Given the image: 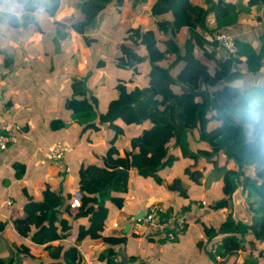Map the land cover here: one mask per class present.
<instances>
[{
	"label": "trees",
	"instance_id": "1",
	"mask_svg": "<svg viewBox=\"0 0 264 264\" xmlns=\"http://www.w3.org/2000/svg\"><path fill=\"white\" fill-rule=\"evenodd\" d=\"M81 1L80 11L85 18L75 23L72 28L85 41L88 40L87 29H94L98 25L101 16L110 5H117L121 16L127 15L121 10L126 5V0ZM132 1L138 3L140 0ZM17 2L23 5L27 12H35L41 7L51 16H55L62 5V0H17ZM242 3L243 0L217 2L215 0H155L151 8L155 29L146 28L147 26L143 28L141 25L134 28L132 31L134 36H131L133 46L141 47L145 56L141 58L137 53L132 52V47L122 45V51L129 56L130 61L120 64L123 68L118 64L121 70L116 74L114 81L118 84L110 89L111 93H117V98L104 101L99 106L96 100L91 101L88 96L93 94V91L88 89L86 81L82 79L74 81V96L67 101V109L74 113L86 111L96 113V121L85 125V128L89 127L92 128V132H98L100 129L97 124L110 128L117 119H123L126 124H136L141 128L136 136L128 132L132 138L133 149L124 156L116 148L109 147L104 158L105 162L102 163L105 170H100L96 165L83 166L81 170L79 185L84 198L76 218H89L90 226L79 228L76 242L80 244L87 237L102 238L112 245L103 256V258L108 257V264H114L118 258L114 248L126 243L124 238L103 237L109 219V210L105 207V203L103 205L101 202H104L105 197L112 192L125 193L128 190L127 176H118L117 170L122 168L129 171L133 167L139 174L148 172L161 184L158 173L167 167L173 168L180 159L185 163V175L192 182L198 183L204 177L206 180L211 174L210 177H214L211 186L218 188L217 184L221 180L225 198L213 203L212 208L215 211L234 208L242 200V194L249 188L260 198L249 203L252 213L250 226L237 222L231 216L224 218L217 229L204 226L209 239L221 238L223 242V246L219 247L215 254L211 252L216 261L217 255L225 262L228 258L241 253V250L245 249L244 237L248 232H252L257 240L264 242V158L258 157L252 150L246 112L250 100L264 99V86H251L241 90L233 86L239 80L230 79L233 66L241 63L242 58L247 60L251 74L264 69V29L258 27L264 20V0H248L246 5ZM254 8L260 15L256 17L250 15ZM255 20L261 22L254 23ZM241 23L254 25L256 39L253 43L233 37V33L235 34L233 28ZM182 30H187L190 34L183 47L175 39ZM155 31H158L159 35H170L172 37L170 44L166 46L159 44ZM222 33L233 37L239 49L236 54L226 58L223 56V49L216 42L207 40V36ZM61 36L65 35L62 33ZM140 40L141 42L138 43ZM171 56L175 57L173 63L164 67L162 63H168ZM208 61L214 66L213 76ZM181 63L177 76H173L171 69ZM126 66H129V69L130 66H134L135 71L131 73ZM148 69L150 70L147 74ZM137 76H140L139 80ZM130 83L132 86H127ZM173 87H176L181 102L177 112L165 109L163 97L164 92ZM125 113H128V116H125ZM176 118L181 119L180 124L172 130L169 129ZM143 124L147 127L143 128ZM155 139H160L155 141V143L161 141L160 146L149 144V141ZM175 146H178L177 151L173 149ZM201 146L209 148L207 149L209 151L199 150ZM219 153L226 155L231 160L230 166L234 168H219L217 160ZM173 155L178 159H173L171 157ZM250 157L257 161L253 177H249L245 172L246 162ZM211 165L215 167L207 174ZM197 166H202V169L192 171ZM17 174L20 178L21 173ZM107 175L110 176L108 179ZM233 177L238 178L240 187L235 186ZM206 182L210 183L207 180ZM183 185L182 180L175 177L167 187L170 192L188 200L193 193ZM112 200L119 208L124 206L125 200L122 197H113ZM192 203L194 202L183 206L182 211L173 213L184 215L191 212ZM68 205L67 199L47 190L41 203L40 215H35L29 224H33L35 218L51 211L47 224L33 233L32 240L38 245L46 246L52 261L62 258L65 264H78L76 245L67 248L54 245L55 242L64 239L60 230L65 222L58 227L57 215L69 212ZM70 206H72L71 202ZM167 213L170 215L171 210ZM29 224L27 220H17L16 230L27 237L31 230ZM3 227L4 225H1L0 229ZM68 229V226L64 227L65 231ZM161 241L167 242L163 237ZM132 261L131 259L130 262ZM0 264H12V262L1 260Z\"/></svg>",
	"mask_w": 264,
	"mask_h": 264
},
{
	"label": "crops",
	"instance_id": "2",
	"mask_svg": "<svg viewBox=\"0 0 264 264\" xmlns=\"http://www.w3.org/2000/svg\"><path fill=\"white\" fill-rule=\"evenodd\" d=\"M154 1L133 2L136 7L137 5L141 6L137 9V15L135 11L129 15V11L134 10L132 6H130L132 9L124 10L126 6L121 9L127 13L126 16H121L118 9V12H115V18L118 17V19L115 21L114 27H119L128 20L131 25L123 32L125 34L128 32L133 34L134 28L141 25L144 28L146 23L149 24L146 28H152L154 20L150 19L151 15L146 20L142 18L148 14L146 11L151 14ZM81 2V0H62V5L55 16H51L44 8L40 7L35 12L26 11L20 19H12L9 10L13 6L23 8L24 6L17 0H0V5H3L5 9L0 13V131L8 124L19 129L16 133L17 142L0 154V226L4 225L0 229V259L4 262L65 264L62 258L52 261L46 246L38 245L32 240L33 233L46 225L52 214L51 211L45 213L41 217L35 218L33 224H29L35 215H40L44 193L50 190L55 195L67 199L69 204V212L57 215L58 227L62 222H65L60 230L64 239L55 242L54 245H61L65 248L76 245L78 264H108V257L103 258V256L112 248V245L106 243L102 238L87 237L77 244L79 228L81 226L89 227L90 219L76 218L78 210L70 206V202L72 204L73 193L76 190L82 191L79 185L82 167L99 165L100 170H105L102 163L105 162L104 158L109 147L116 148L124 156L125 153H129L133 149L132 138L128 132L136 136L140 133L141 128L136 124H126L123 119H117L113 127L110 128L97 124L100 131H95V134L88 133L89 137H86L89 144L88 149L86 146L82 147L78 144L80 129L84 125L92 123L91 118L96 116V113L93 111L74 113L67 109V101L74 96L73 83L76 79L85 80L88 89L93 91V94L88 96L96 98L99 106L104 101L115 99L117 93H111L110 89L118 84L114 81L119 70L113 69L114 76L110 78V84L106 87L98 89L95 82H100L101 79L98 80V78L108 75L105 71L108 61L104 55V50L108 48L107 39H111L114 44H119L125 38L124 36L120 41L115 42L114 38H108L107 27L100 25L94 29H87L88 40L85 41L72 28L75 23L83 21L85 18L80 11ZM109 11L110 8L101 16L99 23L104 21ZM122 19L123 21H121ZM143 24L145 25L143 26ZM253 28V24L241 23L233 30L238 35L244 30L246 35L248 30L252 29V39L248 40L251 34L248 35L249 38L245 36L244 39L253 43L256 39V32ZM260 29L263 30L261 27ZM118 32L116 36L121 37L123 33L120 35ZM182 32L188 33L187 39L190 38L187 30H182ZM62 33L65 36H61ZM236 34L233 37L240 38ZM177 36L179 35L177 34ZM178 42L182 47L184 46L180 40ZM89 43H93V45H89ZM158 43L166 46L170 44V40L166 45ZM122 45L131 47L128 41H124ZM135 49L131 50L136 51L139 57L145 56L141 47L136 46ZM174 59L175 57L171 56L168 60L169 64H172ZM92 60L95 61L98 70L92 71L90 68L89 61ZM181 65L182 63L171 69L173 76H177ZM208 65L212 69L210 71L213 75L215 73L214 66L209 61ZM139 79L140 76H137V80ZM127 86H132V84H127ZM94 87H96V93H94ZM95 121L93 120V122ZM142 127L145 128L147 125L143 124ZM57 144L70 148L64 162H56L51 158L50 148ZM120 145L122 147H119ZM200 167L202 169V166ZM256 167L257 161L250 157L246 162L245 172L254 173ZM18 172L21 173L20 178ZM129 172L135 173V177L131 179L127 176L128 190L125 193L112 192L104 199L105 207L109 210V219L103 237L126 239L125 245H117L114 248L118 254L114 264L123 263L120 251L123 252L127 264H264V242L257 240L252 232H248L244 237L245 249L241 250V253L228 258L225 262L216 261L212 257L211 252L215 245L223 244V242L221 238L209 239L204 226L217 229L224 218L217 220L218 224L215 228L211 223L214 218L200 219L197 217L200 208H212L213 203L207 200L192 203V211L184 214L187 221L186 233L175 243L161 241V237L144 238L135 234L131 223L142 211L146 212L151 207L160 205L166 208L167 212L171 210L169 215L171 216L173 212L182 211L183 206L189 205L190 202L182 197L178 200V196L170 192L167 183L163 182L164 179L160 172L158 176L162 179L161 184L155 180L156 188H152L151 185L155 186L156 183L150 181L140 190L132 183L139 173L133 167ZM141 175L151 176L147 173ZM185 177V186L194 193L193 197H196L195 195L199 192L206 191L205 177L198 183L192 182L186 175ZM221 185L220 180L218 191V188H214V186H211L208 191L216 193L219 197L216 201L225 198ZM164 192L169 197H166ZM113 197H122L125 200L124 206L119 208L112 200ZM242 199L247 200V209L250 211L249 203L260 198L249 188L242 194ZM204 201L207 202V206L201 205ZM206 214L212 215L213 213L207 211ZM251 215L250 212L248 226L252 224ZM17 220H27L31 228L27 237L22 236L16 230L15 222ZM66 226L69 229L65 231L64 227ZM262 251L263 254H261ZM131 259L132 262H130Z\"/></svg>",
	"mask_w": 264,
	"mask_h": 264
},
{
	"label": "rangeland",
	"instance_id": "3",
	"mask_svg": "<svg viewBox=\"0 0 264 264\" xmlns=\"http://www.w3.org/2000/svg\"><path fill=\"white\" fill-rule=\"evenodd\" d=\"M144 1H146V0H144ZM215 1L217 2L219 0H215ZM247 1L248 0H243L242 5H246ZM125 6L126 7H125L124 10L129 9L130 6L134 7L133 8L134 10L129 11V15L132 12H134V11H135V14L137 15V9H139L141 7V6H138V5L136 7L135 4L133 3V1L131 2V0H127ZM205 7L208 8V6H205ZM118 8L119 7L117 5H114V4L110 5V11H109L108 15L106 14V16L104 18V21L102 23L100 22L97 25V26L103 25L104 27H107V32L109 34L108 38H114L115 42L120 41V39H122L125 36V38L123 40H121L119 42V44H116V43L114 44L111 39H107L108 48L106 50H104V55H106V59L108 61L107 68H105V71H107L108 75L98 78V80L101 79L100 82H95L94 81L96 83V85H97L96 87L98 89L106 87L107 85L110 84V78L114 76L113 69L116 70V71H118V70L120 71L121 70L119 68V67H121L120 64H126V63H128L130 61L129 56L122 51L123 42L124 41H128L130 43V46L133 49H135L134 48L135 46H133V44H131L132 43L131 36H134V33L133 34H129V32L126 33V34L123 33V32L126 31V28L130 27L131 22L127 20L125 24L119 25V27H114L115 26L114 23L118 19V17L115 18V12H118ZM130 9H132V8H130ZM145 11H146V9H145ZM146 13H148V14H146L145 17L142 18L143 20L148 19V17L151 15L149 13V11H146ZM109 15H112V16H109ZM251 15L256 17V16H258L260 14L258 13L257 9L254 8L253 9V13ZM150 19L152 20L151 17H150ZM259 22H261V21H257V20L254 21V23H259ZM261 24H263V25H261ZM261 24H259L258 27H261V28L264 29V20H263V23H261ZM144 25L145 24H143V26ZM146 26L148 27L149 24L146 23ZM154 26H155V21L152 24V28L155 29ZM112 27H114V28H112ZM118 31H121V32H118ZM117 32L120 33V35H122V33H123V35L121 37H117L116 36ZM243 32H244V30H243ZM243 32L240 33L239 35H238V33L236 34V32H235V34H236V36H238L240 38L243 36L242 40H244L245 36H246V38H249L248 35L251 34L252 29L251 30L249 29L248 30V34H246V35H245V32L244 33ZM155 35H156V37L158 39L157 41L160 42V43H163L164 45L168 44L170 38H172L170 35H169L170 37L169 36L168 37H165V36L163 37V36L159 35L158 31H155ZM178 35L179 36L176 37L177 41L180 40L182 45H183V43L185 42V40H187L189 35H188V33H186V32L183 33L182 31ZM252 36H253V34L250 35V39H248V40H251ZM116 37H117V41L115 40ZM139 42H141V40ZM89 45H93V43H89ZM115 47H118V48L115 49ZM87 48H88V46L86 47V49ZM132 52L134 54L137 53L134 50H132ZM223 56H224V58H226L225 54ZM121 59H124V60H121ZM240 60H242V62L233 66L232 73H231V76H230V79H236V80L238 79L239 80L236 83H234L233 86L238 87L241 90L249 88L251 86H260V87L264 86V69L262 71L258 72V73L251 74L249 69H248V67H247L248 66L247 65V60L245 58L244 59L242 58ZM94 62L95 61H93V60L89 61V65L91 64L90 68L92 69V71H95V69L98 70V67L96 66V64ZM118 64L120 65L119 67H118ZM168 64H169V62L168 63L164 62L162 65L164 67H167ZM126 67L128 68L129 66H126ZM121 68H123V67H121ZM129 70L131 71V73L133 71H135L134 66H130ZM212 76H210V77H212ZM93 86H95V85H93ZM96 87H94V93L97 92V90H95ZM113 96H114V94H113ZM163 97L165 99V109H171V110H174L175 112H177V107H178L179 103H181V102H180V100L178 98V94L176 93V87L171 88V90L169 88L167 91H165L164 94H163ZM90 98H91V101H92V99H94V100H96L98 102V100L96 98H94L92 96ZM125 116H128V113H125ZM95 117L96 116H94V117L92 116V118H91L92 122H93V120H95ZM180 122H181L180 118L174 119V122H173V124L171 125V127L169 129L172 130L175 126H178L180 124ZM91 129L92 128H89V127L85 128V125H84V127H82L80 129V135H79V138H78L79 139L78 144L82 145V147L86 146L87 149L89 147V144H88V142L86 140V137H89L88 133L89 134L90 133L95 134L94 132H92ZM82 130H83V132H81ZM167 133H168V131H167ZM156 140H160V139H155V140L149 141V144H151L152 146H155V145L160 146L162 142L160 141L159 143H155ZM95 147H98V146L95 145ZM119 147H122V145H120ZM177 147L178 146L173 147L174 151L178 150ZM91 148H92V146H91ZM96 149L98 151V148H96ZM203 149H204V151H209V150H207L209 148H204L202 146L199 148V150H203ZM172 152H173V150H172ZM98 153H99V151H98ZM82 154H84V152H82ZM176 155H173L171 157L173 159L177 160L178 158H177ZM217 160H218L219 168H222V169L225 168V167L228 168V169L229 168H234V166H230L231 165V160L226 155L224 156V154L219 153L217 155ZM96 166H99V165H96ZM214 167H215L214 165H211L210 168L207 171V174L211 173ZM160 173L162 174V178L164 179L163 182H166L167 184H171L172 183V179L176 177L178 179H181L183 184L185 185L186 177H185V174H184V162L181 159H180V161H177L175 163L173 168L167 167L163 171H160ZM246 173H247V175H249V177H253V173L252 172L251 173L250 172H246ZM147 174H149V173L147 172ZM210 175L211 174H209L207 176V178H206V180L208 182H210V183H207L206 180H205V183H204L205 184L204 187L206 189L201 187L202 189H205L207 192L209 191V188H211V181L214 180V177H210ZM109 177H108V175L106 176L107 179ZM155 180H156V178H153L151 176H142L141 174H138L136 179L132 183L135 184L140 190V189L143 188L144 185L145 186L148 185V183L150 181H151V183H156ZM161 181H162V179H161ZM233 182H234L235 186L240 187L239 186V180H238L237 177H233ZM156 185H157V183L155 184V186H153V185H151V186H152V188H156ZM222 186H223V183H222L221 187ZM217 187H218V189H217V191H218L219 190V184H217ZM206 191H203L202 193L201 192L197 193V195H195L196 197H193V195H194V193H193L191 195V197L188 199V202L207 200L210 203H214L219 198L216 195V193H212V192L205 193ZM203 193H205L204 196H202ZM164 194H166V193L164 192ZM176 196H178V200H180L179 198H181V196L179 194H177V193H176ZM166 197H169V195L166 194ZM104 203H105V201L101 202V204H103V205H104ZM247 204H248L247 200L246 199H242V200H240V202L237 205L234 206V208H231V209H228V210H225V211H215L211 207H207V208H203L202 207V208L199 209V215H197V217H199L200 219H207L208 217L209 218H214L213 222H211V223H213V226L215 228H216V226L218 224L217 220H220V218H226L228 216H231L237 222H240V223L242 222L241 224L248 226V221L250 220V211L247 209ZM207 211L210 212V213H213V214L212 215H208V214H206ZM194 215H195V212H194ZM194 215H191V216L193 217ZM0 261H1V259H0Z\"/></svg>",
	"mask_w": 264,
	"mask_h": 264
},
{
	"label": "built area",
	"instance_id": "4",
	"mask_svg": "<svg viewBox=\"0 0 264 264\" xmlns=\"http://www.w3.org/2000/svg\"><path fill=\"white\" fill-rule=\"evenodd\" d=\"M207 40L216 42L223 49L226 57L236 54L239 50L233 37L226 33L207 36ZM18 130V127H13L10 124L3 127L0 131V154L7 151L11 145L17 142L16 133ZM69 151V147L57 144L50 148V155L53 161L64 162ZM67 172H69V169H67ZM83 198L84 193L79 189L76 190L73 193L72 207L79 210L82 206ZM8 204L10 205L11 203L9 202ZM201 205L207 206L208 204L204 201ZM186 222L184 215H175L173 213L169 216L166 208L155 205L147 210L142 218H134L131 225L133 232L140 237H163L168 243H175L177 239L185 235ZM222 245H215L213 253L215 254ZM221 260L220 256L217 255V261Z\"/></svg>",
	"mask_w": 264,
	"mask_h": 264
},
{
	"label": "clouds",
	"instance_id": "5",
	"mask_svg": "<svg viewBox=\"0 0 264 264\" xmlns=\"http://www.w3.org/2000/svg\"><path fill=\"white\" fill-rule=\"evenodd\" d=\"M4 10L3 5H0V13ZM26 11L23 7L13 6L9 10L10 17L20 19ZM246 112L252 150L258 157L264 158V99L250 100Z\"/></svg>",
	"mask_w": 264,
	"mask_h": 264
},
{
	"label": "water",
	"instance_id": "6",
	"mask_svg": "<svg viewBox=\"0 0 264 264\" xmlns=\"http://www.w3.org/2000/svg\"><path fill=\"white\" fill-rule=\"evenodd\" d=\"M201 169V167L200 166H197V167H195L194 168V171H199ZM117 175L118 176H129V177H131V178H134L135 177V173H133V172H129V171H127V170H125V169H122V168H120V169H118L117 170ZM99 196V195H98ZM144 214H145V212L144 211H142L137 217H136V219H140V218H142L143 216H144ZM130 226V224L128 225V227ZM120 254H121V258L123 259V263L122 264H127V261H126V259H125V257H124V255H123V252L122 251H120Z\"/></svg>",
	"mask_w": 264,
	"mask_h": 264
}]
</instances>
